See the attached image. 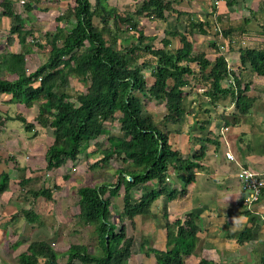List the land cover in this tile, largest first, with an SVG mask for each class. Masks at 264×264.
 Segmentation results:
<instances>
[{
  "label": "trees",
  "instance_id": "trees-1",
  "mask_svg": "<svg viewBox=\"0 0 264 264\" xmlns=\"http://www.w3.org/2000/svg\"><path fill=\"white\" fill-rule=\"evenodd\" d=\"M141 2L135 14L124 15L116 7L110 6L108 0H96L95 5L90 0H74L75 4L56 18V22L64 23L65 27L58 26L54 34H46L53 48L47 62L34 72L28 73L25 54L0 53L1 75L14 77L9 80L0 75V95L9 96V104L19 103L29 109L38 103L37 119L40 122L49 120L54 143L45 156L48 171L59 169L68 161L77 162L86 143L101 137H108L109 147L100 150L102 158L95 163L96 166L107 165L113 160L133 166L146 164L141 170L120 168L117 170V182L113 184L85 185L78 190V218L85 226L95 228L103 253L92 254L85 245H72L65 254V264H128L134 238L127 236L125 225L118 230V226L110 221V198L117 196L122 188L124 208L121 222L126 219L134 222L138 216L154 215L156 202L163 199L166 210L168 202L187 194V189L180 191L170 187V171L178 174L187 185L194 183L197 171L203 169L199 160L206 156V147L203 146L193 157L184 158L180 152L173 150L168 125H179L183 121L186 87L191 84V78H197L195 80L200 82V87L205 89L203 95L211 104L218 106L219 101L231 98L239 118L248 115L257 101V96L250 94V86L243 80V72L249 66L253 74L264 78V41L256 48L240 47L236 50L233 34L237 30L234 28L222 33L229 39L227 50L222 52L216 43L212 44L217 53L214 60L205 52L195 53L193 41L186 34L177 32L166 34L162 40L163 47L155 48L149 44L155 38L139 30L135 16L166 21L167 13L175 10L168 0ZM225 2L229 6L232 4L228 0ZM39 3L40 0L24 1L27 19L16 12L14 0H2L0 7L3 16L15 20L11 28L12 37L26 33L32 36L38 47H42L33 30L24 28L25 23L34 20L33 12ZM95 18L100 19L101 27L95 26ZM244 22L247 25L249 20ZM129 30L138 34L137 43L118 47V33ZM195 30L207 35L201 23L191 24L190 32L194 34ZM11 36L8 44L13 39ZM171 37L180 38L181 43L173 53L169 51L173 40ZM88 42L90 45L87 46ZM230 53L238 55L237 67L230 65L227 59ZM145 54L152 56L154 61L140 63ZM192 64H196L198 69L193 68ZM70 65L86 85V91L76 97L68 92L60 95L51 92L49 87L59 79L60 69ZM146 69L152 70L153 84L150 87L144 74ZM230 78L233 83L229 81ZM153 99L163 102L165 106V114L160 121L145 109V102ZM19 119L28 130L34 128L23 116H19ZM10 120L0 116V134ZM115 122L120 125L119 136L111 135L108 129V123ZM210 143L219 146L218 138L210 140ZM138 187L142 188L140 198L133 193ZM9 189V174L1 172L0 195ZM30 193L35 198H52L50 190ZM163 214L168 220L169 233L165 248L153 247L150 243L152 240H146L141 251L147 256L152 254L158 264H186L194 254L201 228L195 223L192 213L185 218H177L174 225L169 222V214ZM26 216L30 223H35L39 218L33 210L27 211ZM253 237L251 227L236 239L242 246ZM40 260H44L43 264H60L59 255L45 240L30 242L26 251L19 255L20 264H39ZM199 264L210 263L202 260Z\"/></svg>",
  "mask_w": 264,
  "mask_h": 264
},
{
  "label": "rangeland",
  "instance_id": "rangeland-1",
  "mask_svg": "<svg viewBox=\"0 0 264 264\" xmlns=\"http://www.w3.org/2000/svg\"><path fill=\"white\" fill-rule=\"evenodd\" d=\"M22 1L14 0L15 10L22 13L23 18L27 19ZM90 1L95 5L96 0ZM168 1L174 5L175 8L173 7V10L176 13L174 11L167 13L166 21L153 20L146 16H135L139 24V30L143 31L146 36L155 38L149 44L155 48H162V40L166 34L174 32L186 34L195 43V53H208L213 60L217 53L212 44H214V41L220 43L223 32H219L220 30L215 29L216 27L214 28L216 24L205 22L209 20V18L205 17L209 10L205 6L198 7L195 3H192V0ZM241 1L239 0V2ZM246 2L248 4L247 7L252 9H256L258 3L261 9L264 8V0H255L257 5L251 0H246ZM141 3V0H108L110 6L116 7L124 15L135 14L141 7ZM242 3L244 4L243 1ZM74 4V0H40L33 12L34 20L25 23L24 28L33 30L42 47H38L32 36L26 33L16 34L12 37L11 28L15 25V20L13 17L7 18L3 16V9L0 7V53L25 54L27 71L28 73L34 72L39 66L47 62L50 51L53 48V44L48 40L46 34H54L58 26L61 28L65 27L64 23L58 24L56 18ZM192 23L203 24V28L208 30H206L207 35L201 34L199 30H195L194 34H192L190 32ZM94 24L97 27L102 26L98 18L94 19ZM215 34L218 36H215ZM10 36L13 39L11 38L12 41L8 44ZM137 36L138 34L132 30L118 33V47L136 44ZM171 39L173 40L169 51L173 53L181 46V43L180 38L171 37ZM86 45L88 46L90 43L88 42ZM220 47L221 45L218 46V48ZM145 60L154 61L153 57L147 54L143 56L140 63ZM192 67L196 70L198 69L196 64H192ZM151 71L150 69L144 70L149 87L153 84ZM59 73V79L54 85L49 87L51 92L58 95L68 92L73 97H76L86 91V85L80 81L77 74L73 71L72 65L63 67ZM1 76L9 80L14 78L8 74ZM195 79L191 78V84L186 87L185 107L187 111L196 112L195 114L199 115L200 122L201 120L203 121L201 119L204 115L203 111L209 108L208 104H205L208 102V98L203 95L205 94V89H202L199 85L200 82ZM9 100V96L0 95V116L11 119L2 128L0 135V173L6 172L10 177L9 191L0 195V264H20L19 255L26 251L30 242L36 240L47 241L59 255L60 264L67 262L65 254L72 245H85L89 248L90 253L102 255V248L99 245L95 228L93 226H85L78 218L80 210L78 190L85 185L113 184L117 182V170L120 168L141 170L146 164L133 166L120 160H113L107 165L96 166L95 163L102 158L99 153L100 150L109 147L108 137H101L94 142L86 143L77 162L68 161L63 167L48 171L46 169L47 161L45 156L48 148L54 143L53 131L49 120L40 122L37 119L39 115L38 103L29 109L19 103L9 104ZM211 105L216 109L217 115L224 114L223 109L219 105ZM145 109L157 121H160L165 114L164 103L156 99L146 101ZM19 116L26 118V121L32 124L34 128L28 130L26 124L19 119ZM184 121L181 126L185 129L186 124H184ZM169 126L171 125L169 124ZM179 126L174 128L180 129L181 127ZM221 127L223 129L226 128L224 124ZM108 129L112 133L111 135H120L118 122L108 123ZM173 131L177 132L176 130ZM197 132H199L198 128L195 129V134ZM185 185L187 184L185 183ZM186 188H188V185ZM45 190L52 192V198L44 196L35 198L30 193ZM123 193L124 190L122 188L117 196L110 198L112 202L110 221L118 226V230H120L122 225H125L127 236L134 238L132 256L128 264H158L152 254L148 257L145 256V252L141 251V247L148 240L150 234L154 235V233L160 232V226L165 227L167 231L168 220L163 216L164 212L169 214V222L173 225L178 216L185 218L189 213L183 210H170V213L169 210H161L165 203V199H163L156 202L154 216H138L134 219V222L128 219L121 222L120 217L124 208ZM133 193L136 198H140L142 188H136ZM182 198L184 199V197ZM159 207L160 210H158ZM170 207L168 206V208ZM30 210H33L39 216L35 223H30L26 216V212ZM166 231L163 232L162 236L165 239H162L161 235L154 242L153 239L152 241L150 239L151 246H158L164 249V244L169 234ZM161 240L162 244L164 243L163 245H161ZM201 240L198 237L196 241L194 253L196 252L197 255L201 254L202 246L204 249L206 247ZM198 242L200 243L199 249L197 248ZM262 255H257V259L258 257L261 258ZM193 257L194 254L190 261L187 260L186 264H199L203 260L198 261V263ZM43 263L44 260H40L39 264Z\"/></svg>",
  "mask_w": 264,
  "mask_h": 264
},
{
  "label": "crops",
  "instance_id": "crops-1",
  "mask_svg": "<svg viewBox=\"0 0 264 264\" xmlns=\"http://www.w3.org/2000/svg\"><path fill=\"white\" fill-rule=\"evenodd\" d=\"M242 1L228 0L232 4L229 6L225 2L221 8L205 0H192V3L198 7L205 6L209 10L205 16L209 20L205 22L216 24L214 28L220 30L219 32L228 28L237 30L233 34L236 50L240 47L256 48L264 41V8L261 9L258 3L257 8L252 9L247 7L246 0ZM251 1L256 4L255 0ZM245 20H249L247 25ZM215 36L218 35L215 34ZM223 36L220 43L216 41L214 43L221 45L220 50L223 48L227 50L229 39ZM206 54L210 59L212 58L211 55ZM238 58V55L233 53L227 57L230 65L235 67H237ZM242 77L250 86V94L257 96V101L248 115L239 118L237 111L233 110L235 105L231 98L218 102L224 114L217 115L216 109L208 99L205 104H208L209 108L203 111L204 115L201 118L203 121L199 122V115L195 114L196 112L186 109L183 118L186 124L185 129L181 124H179L180 129L174 128L178 125H168L173 150L180 152L184 158H191L203 146L206 147V156L199 160L203 169L197 171L194 183L189 184L188 188L178 174L173 170L170 171V187L180 191L187 189V194L184 199L179 198L166 204V210H169V213L170 210H183L194 214V221L201 228L198 237L206 246L205 249L202 246L201 254L194 253L193 259L196 262L203 259L210 264H241V262L242 264H262L264 256V195L249 209L245 203L246 195L242 193L237 180L240 166L264 172V78L253 74L249 66ZM223 124L227 126V131L221 127ZM196 128L199 132L195 134ZM217 138L219 146L210 143V140ZM228 151L234 155L237 162L227 159ZM164 206L161 210H165ZM168 206L171 207L168 208ZM251 227H253V239L240 246L236 237L246 228ZM159 230L160 232L154 235L150 234L148 240L153 239L154 242L160 235L162 237L166 228L160 226ZM162 239L165 238L162 237ZM163 244L161 240V245ZM199 244L198 242V249ZM165 245L166 241L164 248ZM261 254H263L262 257L257 259V255L261 256ZM145 256H147L146 253Z\"/></svg>",
  "mask_w": 264,
  "mask_h": 264
},
{
  "label": "built area",
  "instance_id": "built-area-1",
  "mask_svg": "<svg viewBox=\"0 0 264 264\" xmlns=\"http://www.w3.org/2000/svg\"><path fill=\"white\" fill-rule=\"evenodd\" d=\"M210 3L219 8L221 4L225 3L226 0H209ZM24 4V1H22ZM223 50H226L223 48ZM230 82L233 83V79L230 78ZM224 131H227L228 128H224ZM226 157L228 160L237 162L236 158L231 152L226 153ZM237 180L241 186V191L246 195L245 203L249 209L252 206L259 202L260 198L263 195L264 191V172H258L250 168H245L240 166V170L237 174Z\"/></svg>",
  "mask_w": 264,
  "mask_h": 264
}]
</instances>
